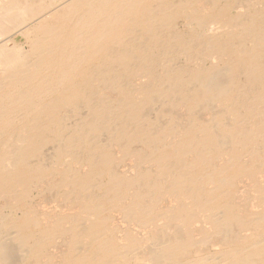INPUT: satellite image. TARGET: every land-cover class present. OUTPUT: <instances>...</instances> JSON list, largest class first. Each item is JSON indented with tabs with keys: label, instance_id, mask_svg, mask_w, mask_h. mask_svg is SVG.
Segmentation results:
<instances>
[{
	"label": "bare ground",
	"instance_id": "1",
	"mask_svg": "<svg viewBox=\"0 0 264 264\" xmlns=\"http://www.w3.org/2000/svg\"><path fill=\"white\" fill-rule=\"evenodd\" d=\"M0 264H264V0H0Z\"/></svg>",
	"mask_w": 264,
	"mask_h": 264
},
{
	"label": "rangeland",
	"instance_id": "2",
	"mask_svg": "<svg viewBox=\"0 0 264 264\" xmlns=\"http://www.w3.org/2000/svg\"><path fill=\"white\" fill-rule=\"evenodd\" d=\"M19 38H20L19 36L16 37L17 40H19Z\"/></svg>",
	"mask_w": 264,
	"mask_h": 264
}]
</instances>
